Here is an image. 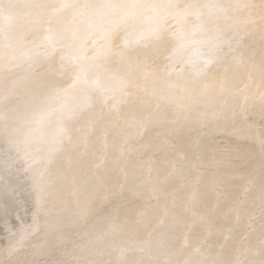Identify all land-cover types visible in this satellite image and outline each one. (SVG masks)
I'll list each match as a JSON object with an SVG mask.
<instances>
[{
	"label": "bare ground",
	"instance_id": "bare-ground-1",
	"mask_svg": "<svg viewBox=\"0 0 264 264\" xmlns=\"http://www.w3.org/2000/svg\"><path fill=\"white\" fill-rule=\"evenodd\" d=\"M263 193L264 0H0V264H245Z\"/></svg>",
	"mask_w": 264,
	"mask_h": 264
},
{
	"label": "rangeland",
	"instance_id": "rangeland-1",
	"mask_svg": "<svg viewBox=\"0 0 264 264\" xmlns=\"http://www.w3.org/2000/svg\"><path fill=\"white\" fill-rule=\"evenodd\" d=\"M243 35L246 37V38H248V39H254V35L252 34V33H250V31L248 32V31H246L245 33L243 32ZM132 129L131 130H128V132L126 133V138L127 139H125V140H128V139H130V136L132 135ZM124 140V141H125ZM255 154L257 155V158H259V159H261L260 157H262V153H261V151H258V150H255ZM150 156H151V158H153V154H150ZM248 156H251V157H253L252 155H248ZM251 159V158H250ZM259 170V167H258V165H255L254 164V171L256 172V171H258ZM21 193H24L23 191H21ZM264 194V193H263ZM52 195V189H49L47 192H46V194H45V197H44V199H47L48 200V198L50 197ZM51 198V197H50ZM27 199V198H26ZM25 199V200H26ZM27 201V200H26ZM25 202V201H24ZM26 203V202H25ZM23 205V204H22ZM22 205H20V207H21V210H23L24 211V207H25V204L22 206ZM22 207H23V209H22ZM42 211V212H41ZM53 211H54V209H53ZM257 211H259V210H257ZM43 210H40V212H38L37 213V220L39 221L40 220V218H42V216H43ZM50 213H52V212H50ZM39 216H41V217H39ZM250 219H252L253 221H255V222H257L258 221V215L256 214V213H252L251 215H250ZM36 220V221H37ZM42 220V219H41ZM40 223V222H39ZM251 223V222H250ZM249 223V224H250ZM248 224V225H249ZM214 227V228H213ZM213 227H210V229L208 230V232H207V234H206V237H205V240H204V242L200 245V246H198V250H199V252H200V256H199V264H224L223 262L224 261H227L229 258H230V256L228 257L227 256V258L225 259V258H221L220 259V257H221V252H222V250H223V247L222 246H224L223 244H226V242H224L223 243V241H227L226 239H232L231 237H233L234 236V234H232L231 233V230H225V228L224 227H222V225H220L219 223H214L213 224ZM220 227V228H219ZM237 228V227H236ZM191 228L190 227H188L187 228V230L189 231ZM35 230H37V228L35 229ZM195 229H191V231H194ZM211 230V231H210ZM246 231H247V233L245 234V235H243V237H242V240H241V242H240V244H241V246L239 245V247L238 248H241V249H245V253H246V255H250V254H252L253 255V258L248 262V261H246V259L244 258V260H242V261H246L245 262V264H263L264 263V261H263V263H260V262H256L255 263V261L258 259V258H260L261 256H263V254H264V228H263V232H260L258 235H256L255 233H254V229L253 228H251L250 226H248V228L246 229ZM245 231V232H246ZM233 232V231H232ZM251 233V234H250ZM253 233H254V235H253ZM212 234V235H211ZM214 235V236H213ZM261 235V236H260ZM211 236H212V238H211ZM217 236H219V239H220V242L221 243H223V244H221L220 242H218L219 241V239H218V241H216L217 239ZM249 238V239H246V238ZM30 239H32V237L30 238ZM224 239V240H223ZM244 239V240H243ZM74 240V242H72ZM210 240H212V241H210ZM72 243L71 242H69V243H71L72 245H75L76 247L78 246H80V240H76V239H72ZM77 241H79V242H77ZM246 241V242H245ZM77 242V243H76ZM208 242V243H207ZM244 242V243H243ZM214 243V244H213ZM219 243V245L221 244V246L219 247V245H217ZM78 244V245H77ZM204 244H206V245H208V246H204ZM250 246H249V245ZM261 246H260V245ZM211 245V246H210ZM242 245H247V246H242ZM222 250H221V249ZM225 248H227V246H225L224 247V249ZM246 248H247V250H246ZM249 248V249H248ZM218 249V254H216L215 256H214V254L212 253L213 252V250L215 251V250H217ZM203 252V253H202ZM209 252V253H208ZM260 252V253H259ZM226 252L224 251V253H222V254H225ZM205 254V255H204ZM258 254V255H257ZM100 255V253H98V255L97 256H99ZM207 255V256H206ZM50 255H48L47 257H49ZM255 256V257H254ZM46 257V258H47ZM45 258V260L47 261H45L44 262V260L42 261V263H44V264H52V262H53V260H52V258L50 257V258H47L46 259ZM205 258V259H204ZM207 258V259H206ZM209 258V259H208ZM218 259V261H217V259ZM51 259V260H50ZM203 260V261H202ZM215 260V261H214ZM212 261V262H211Z\"/></svg>",
	"mask_w": 264,
	"mask_h": 264
},
{
	"label": "snow or ice",
	"instance_id": "snow-or-ice-1",
	"mask_svg": "<svg viewBox=\"0 0 264 264\" xmlns=\"http://www.w3.org/2000/svg\"><path fill=\"white\" fill-rule=\"evenodd\" d=\"M69 5H62V7H68ZM97 7L103 8H113V7H121V5H112V4H104L98 5ZM132 7H135L133 5ZM169 7H175V5H169ZM191 5H188V9ZM51 39V38H50ZM54 47V44L52 45ZM83 86L87 88L89 93L96 92L99 90L100 98L103 100L105 97V93L108 91L105 80L101 79V73L99 71L94 73L86 72L84 69L77 74L74 80V87L75 86ZM39 191L43 192V186L41 185Z\"/></svg>",
	"mask_w": 264,
	"mask_h": 264
}]
</instances>
